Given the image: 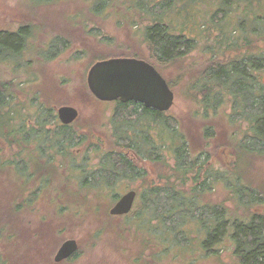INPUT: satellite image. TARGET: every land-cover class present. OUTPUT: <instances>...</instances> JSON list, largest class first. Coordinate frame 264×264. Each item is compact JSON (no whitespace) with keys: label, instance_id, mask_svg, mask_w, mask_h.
<instances>
[{"label":"trees","instance_id":"16d2710c","mask_svg":"<svg viewBox=\"0 0 264 264\" xmlns=\"http://www.w3.org/2000/svg\"><path fill=\"white\" fill-rule=\"evenodd\" d=\"M93 1V6L87 3L89 12L82 27L84 31L91 33L90 35L100 31L99 25L95 27L96 21L104 28L106 19L101 18L100 15L106 11L120 17L123 13H130L131 22H128L126 16L123 17L124 20H120L121 30L132 27L135 15L138 23L133 26L135 28L140 26L143 29L142 33L140 32V40L146 45L150 57L157 64L165 67L184 59L190 50L201 48L204 42L211 51L212 47L209 45L211 32L217 33L215 37L219 38V41L215 43L213 49L214 58L205 60L200 56L201 60L193 62L195 63L193 71L197 74L190 77L192 78L190 89L195 93L192 98L195 99L198 95L202 97L199 103L202 109H205L203 116H213L215 112L217 114L218 110L228 106L230 112L219 116L226 117L230 124H235L236 121L229 119L237 115L244 118L246 114L247 118L241 120L248 124L247 132L244 134L249 136H244L242 139L244 142L241 143L233 134L227 133V141L229 138L230 143H235L238 148L235 152L236 162L231 169L219 170L215 173L210 171L212 166H209L205 171V178L213 177L212 184L217 181L221 189L218 190L209 184L205 187L203 181L207 179L200 181L199 175L206 162L202 160L203 165L200 166L198 163L201 157L197 156L198 154L193 157L196 152L186 141L191 135H185L180 131L178 124L177 128L172 129H165L161 123L155 124L158 117L164 114L142 108L143 114L133 121L138 122L136 125L121 127L122 139L130 143L128 147L134 149L130 150L135 151L137 157H141V154L147 155L145 158L149 160L156 151L154 162L162 160L165 162L168 159H165L164 153L169 152L168 157L173 161L170 177L166 179V183L155 186L147 179L150 174L135 169L126 157H122L120 162H117L111 159L112 153L106 156L102 154L100 155L102 160L97 163L95 169H89L92 174L89 173L84 177L81 182L84 184L81 187L86 189L96 185L98 192L94 193L95 199H100L103 198V194H112L113 186L118 180L140 181L142 186L135 190L137 207L134 205L130 213L136 217V220L133 218L127 222L125 218L130 214L121 219H112L106 210L100 212L95 207L89 213H70L67 228L72 226L70 220L90 214L94 225L92 231L94 236L100 238L103 236L110 251L117 257L126 258L128 264H200L202 262L207 264L209 260L214 264H264V181H260L253 174L257 170L253 169L250 158L264 152V146H260V143L264 142V81L260 79L264 72V0ZM67 17V21L73 20L72 14H67ZM144 21H148L146 26L142 25ZM17 30L19 31L17 33H1L0 46L14 52L19 51L22 44L20 39L25 36L31 37V34L22 26ZM192 31L198 34L186 36L187 32ZM201 32L206 33L203 37L205 41L201 39ZM55 38L56 40L48 47L49 53L53 55L61 48H67L63 36L59 35ZM258 41L263 45L257 46ZM224 51L232 52L235 58L222 61L220 57ZM243 51L245 54L240 55ZM79 52H76L77 57L82 55ZM98 57L96 55L91 57L89 63L98 59H110ZM151 65L160 73L156 66ZM177 74L182 78L184 73L178 70ZM166 82L171 89L169 82L167 80ZM41 94L42 92L38 90L32 98H41L39 97ZM45 102L41 101V105L34 107L36 112L31 113L29 108L23 105L14 108L13 97L9 91L0 92V137L5 140L11 139L12 144L9 146L7 143L8 147L14 146L18 150L14 160H4L0 151V167L3 173L8 175L17 173L14 186H18V198L23 197L22 201L21 199L14 201L15 212L23 210L26 201L31 203L33 198L36 202L40 200H37L40 186H47L50 176H45V172H49L50 167L55 164L54 160L49 159L51 153L60 151L62 155L67 154L69 143L76 138L74 132L70 133L65 127L60 133L58 132V135H51V131L46 129L45 125L57 124V120L52 108L45 105ZM113 104L126 107L133 103ZM23 109V113L26 112L27 115L22 114ZM29 115L34 117L33 121L40 127L39 131L34 128L29 129L33 121L24 123L22 120L29 119ZM151 126L155 130L164 131V135H168V142L157 146L146 131V127ZM135 127L139 128V131H134ZM119 138L120 135L117 142ZM205 138V135L202 136V139ZM48 151L51 153L46 154ZM94 151H99L95 145ZM200 152H203V149L198 153ZM190 159L192 161L187 165V160ZM119 164L122 167L120 170H118ZM68 167L67 165L69 174L70 171L77 174L81 171L85 172L83 166L71 170ZM196 167L199 171L193 170ZM24 168H27L29 175L25 176ZM94 173H99L97 184L91 180L95 179ZM53 174L55 176V173ZM75 178L73 179L77 181L78 176L76 175ZM187 180H193V185L187 186ZM52 185L53 190L49 195H41L45 206L50 207L51 220L39 221L40 225L34 228L28 227L25 236L16 239L14 237L17 225L13 228L6 221L8 228L3 231V235L11 241L8 242L9 247L13 246L14 249H8L4 256L0 254V264L51 263L46 254L49 240L57 239L55 236L58 228L54 226L56 222L53 220L61 217L63 211L65 214L67 210L72 209L74 204L81 205L75 196H82L71 191L65 193L63 189L57 190L54 182ZM212 196L216 198L212 199ZM65 198L73 201L63 200ZM68 201L70 203L66 204ZM67 215L69 213L63 216L67 217ZM123 226L130 227L121 228ZM105 232L114 235L115 240L113 238H109V241L105 240L108 235ZM57 233L62 235L60 231ZM85 238V235L81 237V239ZM135 244L140 248L137 249ZM222 255L228 258L226 262Z\"/></svg>","mask_w":264,"mask_h":264},{"label":"rangeland","instance_id":"374dc122","mask_svg":"<svg viewBox=\"0 0 264 264\" xmlns=\"http://www.w3.org/2000/svg\"><path fill=\"white\" fill-rule=\"evenodd\" d=\"M87 3L90 6L94 5L93 0H0V30L6 29L12 31L22 26L27 28L28 32L31 34L29 42H27L26 47H24L28 54L26 53L24 59L20 60L21 63L25 64H12L9 66L7 60L0 61V92L4 91V93H6V91H9L10 95L13 97L12 106L14 108L21 107L22 105L26 106L31 113H35L36 108L34 107L39 105L41 101L45 102V99V105L52 108L55 117L57 115V109L62 106H71L78 111L77 119L69 128V132H74L76 138L74 137V141L69 143L68 153L64 155H62L63 153L60 151H54L52 153L48 151L46 153H51L49 159L54 160L55 164H51L50 173L48 171L45 172V176L50 175L49 180H47L48 185L40 186L41 190L37 196V200L40 199L38 202L35 201V198H33L34 200H32L31 203L30 201H26V204L29 203V205L26 206V204H24L23 210L15 212L14 201L16 199H21L22 201L23 198H18V186H14L17 173H11L9 177L7 173H3L2 167H0V254L3 256L8 249H14L13 246H11V248L9 247L10 244H8V242L11 241H8L6 236L3 235V231L8 228L6 221H8L13 228L17 225L15 228L16 235L14 237L16 239L19 236L23 238L28 227L34 228L40 225L39 221L44 219L51 220L49 216L50 207L47 208V206H45L43 199H41V195H49V192L53 190L52 182H54L57 190L63 189L65 193L71 191L75 194H81L82 196H75L81 205L76 206L74 204L72 209L66 211L65 214L69 213L67 217L63 216L65 215L63 211L61 217H57V219L53 220L56 222L54 226L58 228L57 232L60 231L62 235H59L55 231V237L57 239L49 240L48 253L46 256L48 255V258L50 256L52 259L60 244L66 239H77L85 235V242L79 256L75 260L63 264H128L126 258L122 256L117 257L115 253L110 251L111 249L106 245L107 242L104 241L103 236L101 238L97 235L94 236V232L92 233L94 225H92L93 220L90 218V214H87L85 217H78L74 218V220H70L69 222L72 226L67 228L68 218L72 212L89 213L95 207L98 208L100 212L105 210L108 212V209L119 197L130 190H137L138 187L142 186V183L138 180H118L113 186L114 190L111 192L112 194H103V198L95 199L96 195L94 193L98 192L97 186L92 185L84 189L81 187L84 183L81 182L89 173L92 174L89 169H95L94 167L97 163L102 160V156L100 155L104 154V156H106L111 153L113 154L111 159L117 162H120L122 157L127 156L135 169L144 170L146 173L150 174L151 177L148 176L147 179L155 186L159 183H166V179L171 175L173 161L168 157L170 156L169 152L164 153L165 159H168L165 160V162H163V160L160 162L153 161V159H156V151H154V155L149 157V160L145 158L147 155L141 154V157H134L131 154L132 150H130L133 148L128 147L130 143L122 139L123 133L121 127L129 124L136 125L138 122L133 121L143 114V106L131 104L126 107H118L113 104L114 102H96L91 96L87 88L86 76L89 68L96 61H99L98 59L91 62L92 64L89 63L90 58L95 55L96 57L99 56L98 58L141 59L153 64L159 69L164 79L169 82L174 93V104L168 112L158 117L155 124L161 123L165 126V129L177 128L178 124L180 131L185 135L190 134L191 138L186 141L193 151L196 152L193 157L197 154V156L201 157L198 163L200 166L203 165L201 163L202 160L212 165L210 168L212 173L218 172L219 170H229L236 162L235 152L238 151V148L235 143H230L229 138L227 141V133L233 134L241 143L244 142L242 141L244 136H249V134H244L247 132L246 127H248V124L241 120V118H247L245 117L246 114H244V118L238 115L230 118L229 120L237 122L235 124H230L228 118L219 116L220 114H227L230 112L228 106H224L218 110L217 114L215 112L213 116H203L205 109L203 110L199 103L202 97L198 95L199 98H192L195 93L190 89L192 81L190 77L197 74V72L193 71L195 70V66H193L195 63L193 62H197L199 59L201 60L200 56L205 60L214 58L215 54L213 49L215 48V43L219 41V38L215 37L217 33L211 32L209 38V45L212 47L211 51H209L206 42H204L201 48L190 50L184 56V59L169 65V67H165L164 65L157 64L150 57L146 45L140 40V32L142 33L143 29L140 26L137 28L133 26V24L138 23V19L135 15L132 27L128 30H121L119 26L120 22L124 20V16L127 17L128 22H131L130 13H123L121 17L120 15L106 13L107 11L101 13V15L99 13L101 18L104 17L103 19H106L105 27H100V23L96 21L95 23L97 25L95 27L99 25L100 31L95 32L94 35H90L91 33L84 31L82 27H84L83 25L86 23L85 19L88 18L89 12ZM67 14H72L73 20L71 22L66 20L68 18ZM147 24L148 21H144L142 25L146 26ZM90 27L91 26H88V28ZM201 33V39L205 41L203 37L204 35L206 36V33ZM187 34L186 36H192L198 33L192 31L187 32ZM59 35L66 39L67 48H61L56 51L57 54L54 57L53 53H49L48 47H50L51 42L56 40L55 36L58 37ZM262 45L261 41L257 42V46ZM77 51H80L82 55L77 57ZM243 53L245 54V51L241 52L240 55ZM51 54L52 56L50 57ZM234 56L235 54L232 52L224 51L221 53L220 59L222 61H229L234 59ZM189 65L190 69L188 68ZM178 70L184 73L182 78L178 76ZM260 79L264 81V72ZM61 83L64 84L59 87L58 85H61ZM38 90L42 92V94L39 95L41 98H35L33 99V101L35 100L34 102H30V100H28L30 95L33 97ZM241 110L238 112L240 113ZM23 112L24 109L22 114H24ZM205 114L207 115L206 111ZM24 115H27L26 112ZM29 117V119H22L24 123L34 120V117L30 115ZM58 123L57 121V124L45 125L46 129L51 131L52 136L55 134L58 135V132L60 133L62 130V127L58 126ZM151 127H146V131L150 135V139H152L157 146L168 142V135L165 136L164 131L155 130L153 126ZM30 128H34L36 131L40 129V127L35 124V121L31 123L29 129ZM134 131H139V128L135 127ZM36 134H38V132ZM113 135L115 138H113ZM119 135L120 138L117 142ZM204 135L206 138L202 139ZM7 143H9L10 146V144H12L11 139L5 140L0 137V151L3 159L14 160L18 154V150H16L17 148L14 146L11 148L8 147ZM94 145L99 148V151H94ZM260 146H264V142H261ZM202 149L203 152L198 153ZM250 158L252 159L251 164L253 169L257 170L254 171L253 174L256 175L260 181H264V152ZM191 161L192 159L187 160V165ZM67 165L69 166V170H71V168H82L83 166L85 172L77 174L76 172L70 171L69 174L67 173ZM119 165L120 167L118 170L122 169L121 164ZM197 169V167L193 168V170L199 171ZM206 170L208 169H202L199 175L200 181H203L205 178ZM24 171H26L25 176L29 175L27 168H24ZM53 173H55V176ZM76 175L78 176L77 181H75L77 178H75ZM94 175L96 180H91L97 184L99 173H94ZM73 178H75V180ZM205 179V181H203L205 187L212 185V187L214 186L218 190L221 189V185L217 181L212 184L213 177ZM72 181H75V183ZM186 182L187 186L193 185V180H187ZM113 194H115L114 197ZM215 198L216 196H212V199ZM66 199L67 198L63 200ZM70 201L73 200L71 199ZM70 201L66 204H69ZM134 202V205H136L138 201L135 199ZM133 218L136 220V217L130 214L125 219L127 222H130L129 219ZM129 227L130 226H123L121 228L129 229ZM107 234L105 240L109 241V238L115 240L114 235ZM135 245L137 249L140 248L139 245ZM221 257L226 259L224 260L225 262L228 260L225 255ZM200 264L205 263L202 262ZM207 264L214 263L209 260Z\"/></svg>","mask_w":264,"mask_h":264},{"label":"water","instance_id":"95a60500","mask_svg":"<svg viewBox=\"0 0 264 264\" xmlns=\"http://www.w3.org/2000/svg\"><path fill=\"white\" fill-rule=\"evenodd\" d=\"M86 84L90 94L100 102L133 103L158 113L168 112L174 104V93L162 75L148 62L133 58H110L95 62L88 70ZM57 118L62 125H70L78 117L71 106L57 109ZM137 192L123 194L109 209L113 217L128 215ZM77 250L75 240H68L58 249L54 261L61 262Z\"/></svg>","mask_w":264,"mask_h":264},{"label":"flooded vegetation","instance_id":"af4514ba","mask_svg":"<svg viewBox=\"0 0 264 264\" xmlns=\"http://www.w3.org/2000/svg\"><path fill=\"white\" fill-rule=\"evenodd\" d=\"M21 27V26H20ZM20 29V28H19ZM17 33V32H19L18 30H13V31H11V30H6V29H2V30H0V34L2 33V34H5V33H8V34H10V33ZM29 37V38H28ZM28 37H23L22 39H20L21 41H22V44H21V47H20V49H19V51H17V52H14V51H11L10 49H7L6 47H1L0 46V61L1 60H7V63H8V65L10 66V65H12V64H16V65H18V64H20V65H23V64H25V63H21L20 62V60L21 59H24V56L26 55V53L28 54V52L25 50V48L24 47H26V44H27V42H29V39L31 38L30 36H28ZM41 54V53H40ZM43 54H46V53H43ZM54 55H56V54H54ZM38 58H40V57H38ZM35 61V60H34ZM27 100V99H26ZM28 100H30V102H34L33 101V98L31 97V95H30V97H29V99ZM25 101V100H24ZM96 102H100V101H98V100H95ZM38 102V101H37ZM100 103H104V102H100ZM40 105V104H39ZM56 117H57V115H56ZM57 121L59 122V120H58V118H57ZM75 122V121H74ZM74 122L73 123H71L70 125H67V126H65V125H62L60 122L58 123L59 125L58 126H60V127H65V128H70L73 124H74ZM131 154L134 156V157H137V154H136V152L135 151H131ZM128 160H129V158L127 157V156H125ZM130 162V161H129ZM209 166H212V165H210V164H207V163H205V166H204V168H208ZM81 173H83L82 171H81ZM136 200H137V198H136ZM135 203V202H134ZM134 205V204H133ZM134 207V206H133ZM131 213V212H130ZM129 213V214H130ZM128 214V215H129ZM108 215H109V213H108ZM109 217L110 218H112V219H121L122 217H113V216H110L109 215ZM124 217V216H123ZM68 240H75L76 241V244H77V250L72 254V255H70L67 259H65V260H63V261H61V262H55L54 261V257H55V255H56V253H57V251H58V249L60 248V246L63 244V242H65V241H68ZM65 241H63L61 244H60V246H59V248L57 249V251H56V253L53 255V257H52V259H51V257L49 256V258H48V255H47V259H48V261L50 260V264H63V263H65V262H69V261H72V260H75L78 256H79V254H80V251H81V248H82V246H83V244H84V242H85V240L84 239H81V238H68V239H66ZM40 264H49V263H47V262H45V263H40Z\"/></svg>","mask_w":264,"mask_h":264}]
</instances>
